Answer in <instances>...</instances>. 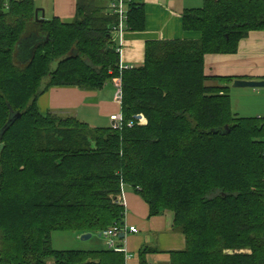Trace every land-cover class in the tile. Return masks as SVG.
<instances>
[{"label":"trees","instance_id":"trees-1","mask_svg":"<svg viewBox=\"0 0 264 264\" xmlns=\"http://www.w3.org/2000/svg\"><path fill=\"white\" fill-rule=\"evenodd\" d=\"M107 7L75 0L70 22L39 21L33 0H0V264H126L123 253L51 242L122 225L123 185L149 217L172 214L185 248L170 264H264V118L233 112L232 78L204 75L206 55L236 54L264 32V0H204L181 14L197 40L148 41L142 65L122 71ZM127 24L145 30L141 3ZM115 78L118 130L38 109L50 88L98 91Z\"/></svg>","mask_w":264,"mask_h":264},{"label":"crops","instance_id":"crops-1","mask_svg":"<svg viewBox=\"0 0 264 264\" xmlns=\"http://www.w3.org/2000/svg\"><path fill=\"white\" fill-rule=\"evenodd\" d=\"M56 1L57 8L51 6L52 17L71 20L75 0ZM200 1L134 0L144 6L145 30L140 33L127 30L122 41L114 37L116 45L122 49L121 64L129 68L141 66L144 60V45L148 41L197 40L199 33L185 32L182 29L181 14L184 10L200 8ZM203 2L204 0L202 5ZM204 75L232 78L233 82L264 81V32H252L241 40L236 54L206 55ZM115 94L116 90L111 82L98 91L75 87L50 88L38 98L37 106L42 113L73 114L90 127H110L109 117L121 115V107L115 102ZM121 191L124 207L122 226L137 229L136 233H126L117 240L128 256L126 264H140L139 253L144 248L150 250L145 256L146 264H170L169 253L181 252L185 248L184 236L171 228L172 214L163 212L158 216L149 217V207L130 186L123 185Z\"/></svg>","mask_w":264,"mask_h":264},{"label":"rangeland","instance_id":"rangeland-1","mask_svg":"<svg viewBox=\"0 0 264 264\" xmlns=\"http://www.w3.org/2000/svg\"><path fill=\"white\" fill-rule=\"evenodd\" d=\"M33 1H34V5L36 9H40L43 11L44 14H46L45 15L46 20H50L51 18H53L51 6L54 5V8H57L56 0H33ZM202 6L203 5H202V0H201L198 7L201 8ZM63 21L70 22L71 20H63ZM123 37L124 36H122V39ZM121 52H122V49H121ZM120 55L121 53L118 55L119 56V69L122 65L120 62ZM54 67L55 65H52V68ZM123 67H127V66H123ZM129 69L130 68L128 67V69H124V70H129ZM114 80L116 81L114 82ZM118 81L120 82V78H115L112 80L115 90L119 86ZM231 86L232 84L229 85L230 87L229 89L231 91L229 95L231 98L232 110L234 113H236L239 117L264 118V88H260V89L235 88L233 89ZM256 91L258 94H256ZM115 102L118 103L116 100ZM258 114H261V115L258 116ZM81 236L82 235H78L72 232H54L51 238L52 247L54 250H57V251H94V250L107 249V246H106L107 240L104 236H99V234H92L91 238L88 240H81Z\"/></svg>","mask_w":264,"mask_h":264},{"label":"built area","instance_id":"built-area-1","mask_svg":"<svg viewBox=\"0 0 264 264\" xmlns=\"http://www.w3.org/2000/svg\"><path fill=\"white\" fill-rule=\"evenodd\" d=\"M108 1V10L110 14L116 17V23L111 27L110 33L113 38L116 36L119 38V41H122V36L128 30V13L130 12V6L134 4V0H107ZM122 44V43H121ZM117 54L121 53V47L116 45L115 48ZM128 69V67H123L121 65L120 71ZM116 80H114L115 82ZM119 82V81H118ZM120 82L118 88H116L115 100L120 104L121 101V87ZM138 116V115H137ZM142 116V115H141ZM143 117V116H142ZM111 128L114 130H118L121 127L122 117L121 115H112L110 116ZM136 120V119H135ZM138 125H144V118L141 120H136ZM134 126L133 122H128L127 127L132 128ZM137 229L134 227H126L122 225H113L108 230L104 231L101 236H104L107 240L106 246L108 250H112L116 253H123L125 262L128 259V256L125 254V250H123L121 245H118V238L122 235H126V233H136Z\"/></svg>","mask_w":264,"mask_h":264},{"label":"water","instance_id":"water-1","mask_svg":"<svg viewBox=\"0 0 264 264\" xmlns=\"http://www.w3.org/2000/svg\"><path fill=\"white\" fill-rule=\"evenodd\" d=\"M41 13L40 19L38 18V14ZM34 17L36 20L43 21L44 20V13L40 9H35ZM232 88H250V89H260L264 88V81H242V80H236L232 83ZM136 120H141L143 117L141 115H138L135 117ZM101 236V234H99ZM91 238V234H84L81 236V240H88Z\"/></svg>","mask_w":264,"mask_h":264}]
</instances>
